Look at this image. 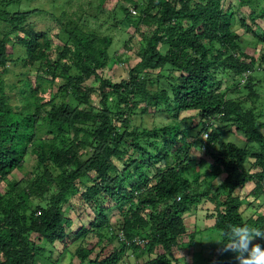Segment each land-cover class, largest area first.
<instances>
[{"label": "trees", "instance_id": "1", "mask_svg": "<svg viewBox=\"0 0 264 264\" xmlns=\"http://www.w3.org/2000/svg\"><path fill=\"white\" fill-rule=\"evenodd\" d=\"M19 1L0 0V185L7 184L0 191V264H37L47 252L52 257L56 241L69 251L73 246L77 264H123L128 250L136 255L133 264H179L174 250L188 233L184 217L206 201L220 239L229 224L264 226L262 212L243 216L237 192L251 182L250 204L264 202V112L256 106L264 86L254 73L264 68L246 52L251 42L236 27L246 28L253 42L264 41L263 32L244 19L230 23L234 12L224 11L222 0H121L123 25H116L132 23L144 41L137 60L125 63L127 75L113 81L99 72L110 59L109 37L84 34L73 21L57 18L62 30L52 37L61 45H54L45 31L26 25L35 10L9 9ZM104 2L96 9L102 11ZM153 23L151 35L141 32ZM17 43L24 54L8 50ZM123 59L118 63L128 62ZM8 64L23 69L14 81L3 76ZM39 65L51 67V77L36 76L33 83L29 74ZM225 74L231 86L224 85ZM91 77L99 81L98 105L92 103L94 87L84 84ZM15 91L19 102L17 95L12 99ZM150 108L190 115L137 124ZM188 118L197 124L182 129ZM196 127V138L206 135L211 161L189 153L192 141L184 138ZM228 133L240 134L245 144L227 141ZM27 154L35 157L33 169L7 181ZM80 206L92 216L74 228L68 211ZM254 240L264 246V239ZM218 247L221 254L208 264H238L236 252ZM198 255L185 264H196Z\"/></svg>", "mask_w": 264, "mask_h": 264}, {"label": "rangeland", "instance_id": "2", "mask_svg": "<svg viewBox=\"0 0 264 264\" xmlns=\"http://www.w3.org/2000/svg\"><path fill=\"white\" fill-rule=\"evenodd\" d=\"M121 0H105L104 7L102 11L96 9L99 3V0H21L18 3L12 4L9 9L10 10H35L27 20V24L33 25V28L38 31H45L47 35L51 38L53 44H60V40L54 38L57 33L62 30L61 25L57 21V18H60L62 23H65L68 20L73 21L75 25L82 30L84 34L93 33L96 36L100 37H109L111 39L109 44V53L110 59L104 68L99 70L102 76L111 78L113 81H118L122 77L127 75L128 66L125 63L133 64L135 60H137L136 51L138 50L139 44H141L143 40L142 34L135 29V27L130 23L129 25L124 24V28L117 23L123 25L121 23V19L124 16V12L119 9V3ZM193 4V3H192ZM222 9L232 10L234 12V17L231 16V22L237 24L236 21L239 19H244L248 24L249 28L256 30L258 33H264V0H222ZM132 15H136L134 11H132ZM255 19V22H253ZM130 22V21H129ZM240 25V24H237ZM155 23L152 26H141V32L146 35H151L154 29ZM236 31L241 33L243 39L250 40L251 43L244 46L246 52L251 55L254 54L257 61H262V65L259 68H264V59H260L259 54L264 50V41L257 40L253 42L250 39L251 33L246 30V28L236 27ZM14 37V34L11 35ZM255 39V38H254ZM18 44V43H17ZM8 50L16 54L19 52L20 54H24L25 48L19 46L15 49L11 44L8 45ZM128 57V62H119L118 58ZM56 58L55 52H50V59L53 61ZM117 61V62H116ZM51 68L47 65H39L30 71V78L33 83H35L36 76H41L46 79L51 77L48 69ZM9 72L5 73L3 76L7 81H14L15 77L13 74H18L23 69L21 66H12L8 64ZM52 69V68H51ZM47 72H44L46 71ZM256 75L255 78L261 79L259 82L264 86V73L254 72ZM253 73V74H254ZM86 86H93L94 91L90 94L92 96V103L94 105H98L99 96H98V85L99 81L95 77L89 78L85 83ZM224 85L231 86L232 81L229 80L228 76H224ZM258 86V85H256ZM57 90V86H54L52 89L48 88L46 97L49 98V95L53 94L52 92ZM260 98L256 103L257 110L264 112V88L259 89ZM15 95H12L13 101L15 100V96L17 95V102H19L20 96L17 91L14 92ZM231 95H236L234 93H230ZM16 102V101H14ZM140 113V112H139ZM190 115V112H181L178 116H170L167 115L166 111L157 112L154 111L153 108H150V112L146 113L142 116V118L137 117V124H144L149 127L153 125H163L173 122L175 119L182 121ZM196 120L190 121L188 118L181 123V128H190L196 125ZM199 127L195 129H189L185 136V141H192L189 153L190 155L198 160L200 157H205L206 160L211 161L208 157L207 152L205 151L203 144L204 140L202 138H196L195 133ZM227 141H232L240 146L245 144V139L243 136L237 133H228L224 137ZM181 142H178L176 146L180 145ZM35 165V157L32 154H27L24 160V167L21 170L14 171L10 176H8L7 181L11 180H20V178L25 175L28 171H31ZM203 170V169H202ZM192 174V172H190ZM200 177H202L200 175ZM219 178L213 181V188L219 184ZM6 183H2L0 185V191L2 192ZM253 187V183H247L246 186L238 190V195L243 197V216L248 218L250 215H256L257 212L264 213V202L260 203L259 206H256L255 203L250 204V201L253 200L254 197L248 196L247 194L249 190ZM246 197H245V196ZM73 199H76L74 197ZM259 202V201H257ZM256 202V203H257ZM83 207H77L68 211V214L71 218H73L75 224L74 228L79 226L80 220L82 223L86 224L89 216H92L90 209L87 208V214L81 213ZM85 210V209H84ZM80 212V213H79ZM113 216L118 214V209H113ZM213 215V207L206 201L202 203L198 208L191 209L188 213H186L184 217V223L186 225V231L188 233L185 235L183 242L178 244V248L174 250V258L178 261L179 264H185L186 262H191L193 259L194 253H198L197 263L196 264H208L207 260H215L219 254H221V250L218 247V243L215 240L220 239L219 233L217 230L213 228L214 224V216ZM111 217L112 221L116 220L115 217ZM193 234L194 244H189V235ZM92 238V237H91ZM89 238V245H93L95 242V238ZM253 243H258L257 240H254ZM55 248L53 250V255L49 258V253L47 252L44 258L41 260H37V264H77L78 260L75 256L71 255V250H73V246H71L70 251L63 245L62 242H55ZM53 248V247H51ZM99 249V247H96ZM110 250L109 247L104 249L102 253H107ZM140 258L145 260V253L140 254ZM126 263L130 261V264L135 263L137 261L136 255L132 253L131 250H128V254L126 255V259L124 260ZM174 263L175 262L174 260ZM125 262L123 264H126Z\"/></svg>", "mask_w": 264, "mask_h": 264}, {"label": "clouds", "instance_id": "3", "mask_svg": "<svg viewBox=\"0 0 264 264\" xmlns=\"http://www.w3.org/2000/svg\"><path fill=\"white\" fill-rule=\"evenodd\" d=\"M221 236L223 239L215 241L221 244L225 251L236 252L238 264H264V246L253 243L255 238L264 239V226L229 224Z\"/></svg>", "mask_w": 264, "mask_h": 264}]
</instances>
